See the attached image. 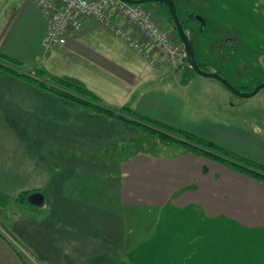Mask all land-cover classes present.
Instances as JSON below:
<instances>
[{"label":"crops","instance_id":"crops-1","mask_svg":"<svg viewBox=\"0 0 264 264\" xmlns=\"http://www.w3.org/2000/svg\"><path fill=\"white\" fill-rule=\"evenodd\" d=\"M174 2L178 16L184 17L181 18L184 21L189 20L190 24L195 18L205 21L202 16L198 17L200 14L195 9L206 4L208 10V5L212 3L209 0ZM2 3L6 7L1 6ZM151 3H154V7L148 10L152 14L159 13L165 26L170 25L167 29H175L169 20L167 8L162 3ZM190 15H193L192 18H189ZM5 17L8 19L4 28L0 22V55L26 62L31 67L38 65L36 70L31 69L32 72L19 70L22 73L37 74L43 82L47 78L42 76L48 74L53 83L54 78H61L81 85L112 111L129 108L138 116L187 131L234 153L237 151L231 150L228 143L235 135L240 138L252 135L259 142L257 134L249 133L246 127L242 129V134H236L228 132L224 123L202 117L201 110L210 105L202 102L205 92L211 88L219 89L218 83L212 80L214 78L200 75L188 65L176 67L167 61L153 65L93 18L85 19L79 30H71L64 46L51 49L43 46L46 20L30 0H0V21ZM127 28L133 35L137 34L135 29ZM203 28H197L201 31H197L198 36L193 42L195 58L200 63L198 56L203 58L204 52L203 42L200 41ZM222 40L216 41V47L221 46ZM223 49L225 47L219 50L223 52ZM50 50L53 53L48 52ZM0 61L8 64L5 60ZM46 61L47 70L41 68ZM46 83L53 84L51 81ZM54 88L64 91L56 84ZM206 96V100L210 101L211 96ZM228 100L229 97L222 93L219 103ZM125 117L132 119L128 115ZM128 131L130 125L116 116L86 107L0 68V197L9 196L16 201L21 194L41 191V181H50L58 172H64L63 180H67V171L72 170L74 161L68 149H98L108 141L124 142L128 140L125 137ZM29 138L42 140V143H27ZM170 153L159 149L158 155L149 154L144 150L137 151L134 144L133 149L123 155V164L117 169L118 183L112 189L118 196L120 206L147 215L148 212L156 213L155 234L159 233V229L164 230L162 224L165 218H173L178 212H186L193 219L182 232L183 235L162 236L155 240V244L148 238V264L163 260H174L175 264H214V253L220 250L215 245L227 243L225 237L217 238L215 235L222 225L226 234V229L235 227L239 228L236 232L261 231L264 234V181L182 150L171 156ZM25 180L40 181L28 187ZM61 190L52 191L51 194L55 195ZM187 228L193 229L189 235H186ZM151 230L148 229V236ZM128 231L127 234L130 233ZM17 232L22 247L29 246L31 252L32 249L33 253L38 252L34 254L46 261L45 264H59L54 259L67 256L70 261L97 257L109 260L122 258L123 249L117 244L112 248V240L105 254L103 251L98 255L85 251L73 252L72 248L65 247L59 253L51 254L55 250L52 249L49 255H42L45 248L42 250L35 240L24 237L23 231L20 234ZM68 240L65 241L67 245ZM70 242L75 243L76 240ZM90 242L87 237L83 247L88 248ZM175 243H178L176 247ZM48 244L56 243L50 240ZM16 248V253L12 254L16 255L14 259L3 254L0 259H10L9 264H21L24 254L18 253L20 247ZM127 254L132 258L147 257L138 256L136 249L130 248ZM217 258L220 264H224L226 259L233 260L227 256L224 259L217 255Z\"/></svg>","mask_w":264,"mask_h":264},{"label":"rangeland","instance_id":"rangeland-1","mask_svg":"<svg viewBox=\"0 0 264 264\" xmlns=\"http://www.w3.org/2000/svg\"><path fill=\"white\" fill-rule=\"evenodd\" d=\"M209 1L212 3L208 5L210 6L208 10L206 4L201 5L199 9H195L198 12L197 14H200L198 17L202 16L205 21L196 18L191 21V24L189 20L187 21L192 31L204 27L203 33L200 35V41L203 42L204 47L203 58L199 56L198 58L205 64L202 65L205 70L214 68L216 72L241 92L249 93L258 84L264 82V0ZM1 6H4V3ZM143 6L147 10H152L154 3L144 4ZM150 13L152 12L150 11ZM152 15L168 34L180 42L179 37H176V30L167 29L170 25L165 26L164 19L159 13L153 12ZM181 18L184 19L182 16ZM7 19L8 17H5V20L0 21L3 28ZM171 24L174 26L172 21ZM225 37L226 40L229 37L234 40L233 42H227L225 50L221 52L219 47H216V41ZM235 41L237 49L234 45ZM232 46L235 47L234 52ZM52 51L48 52L53 53ZM47 57L48 55L45 56L46 60ZM4 59L0 56V60L3 61ZM5 62L17 70L28 72L36 70V66H38L31 67L26 62L12 63L8 60H5ZM41 68L48 69L47 61L42 64ZM42 77L47 78H45L46 82L51 81L53 83L48 74ZM212 80L218 83L221 90L211 88L210 91L205 92V99L202 97V102L205 101L210 105L207 109L201 110L202 117L214 118L215 122L224 123L228 132L242 134V129L246 127L249 133H256L259 142L252 135H249L248 138H240L235 135L232 141L228 143L229 148L235 150V152L237 151L241 156L264 164V88L253 96L240 97L223 87L218 80ZM55 84L58 85L55 82L49 86L54 87ZM222 93H225L229 100L220 104L219 100ZM206 95L211 96L210 101L206 100ZM231 105L236 106L231 107ZM221 106L225 107L222 108ZM136 129L135 126L130 125V131L127 132L129 136L128 134L125 136L128 140L125 139L124 142L108 141L104 145H100L102 147L98 149H68L69 156H72L73 158H71L74 160L71 165L72 170L67 171L68 179L63 180L65 177L64 172L61 174L58 172L50 181H41L40 192L45 195V203L41 207L28 204L29 194L26 197L25 194H21L16 201L12 197L2 195L3 197H0V256L2 254L8 255L9 258L14 259L16 255L12 254L16 253V247H20L18 253L24 254V260L21 264L47 263L39 257L38 252H34L38 253L37 255L33 253V249L31 252L29 246L22 247L20 244L22 240L16 234L18 230L19 234L23 231L24 237L35 240L42 250L43 248L46 249L44 253L41 252L42 255L50 253L52 249L55 250L51 254L59 253L65 247L72 248L73 252L85 251L98 255L103 251L105 254L109 251L110 240H112L111 245L114 246L112 248H115L117 244L121 250L123 249L122 258L115 260L97 257L88 260L70 261L69 256H67L54 259L59 264L72 262L74 264H148V238L153 243L162 236L174 235L176 237L179 234L183 235L182 232L193 220L188 217V213L178 212L173 215V218H165L162 224L164 230L159 229V233L155 234L154 229L157 226L154 225L156 213L148 212L147 215L135 209L120 206L118 196L112 190L118 183L119 173L117 169L123 164V155L128 154V151L133 149L134 144L137 151L144 150L153 154H157L160 149V151H171V156L174 152L181 150L174 144H166L156 137H149L142 130L138 131ZM26 141L30 144L42 143V140L31 138ZM215 163L222 165L218 162ZM39 181L25 180V183L29 187ZM57 189L62 190L56 192L55 195L51 194L52 191ZM33 192L35 191L32 190L31 193ZM219 226L220 224H218ZM128 229L130 231L129 235L126 232ZM148 229H152L150 236H148ZM238 229V227H235V229L228 228L226 234L225 227L222 225L216 232V237H225L227 243L215 245L220 250L214 253L216 258L214 264H220L217 255L224 259H226V256L233 259H226L224 264H264L263 232H236ZM191 230L193 229H188L186 235L191 234ZM87 237L91 240L88 248L87 246L83 247ZM53 238L56 240L54 241ZM72 239L76 242L71 243ZM50 240L56 244H48ZM66 240L69 241L68 245L65 243ZM177 245L178 243H175L174 247ZM128 248L136 249L138 256L147 255V257L144 259L132 258L127 254ZM25 252L30 253L26 254ZM0 260V264H9L10 259L8 261ZM175 262L174 260H163L154 264H175Z\"/></svg>","mask_w":264,"mask_h":264},{"label":"built area","instance_id":"built-area-1","mask_svg":"<svg viewBox=\"0 0 264 264\" xmlns=\"http://www.w3.org/2000/svg\"><path fill=\"white\" fill-rule=\"evenodd\" d=\"M44 16L46 48L67 43L71 30H79L85 19L93 18L124 40L136 53L153 65L162 61L176 67L190 66L181 42L168 34L142 4L122 0H30ZM127 27L137 31L133 35Z\"/></svg>","mask_w":264,"mask_h":264},{"label":"trees","instance_id":"trees-1","mask_svg":"<svg viewBox=\"0 0 264 264\" xmlns=\"http://www.w3.org/2000/svg\"><path fill=\"white\" fill-rule=\"evenodd\" d=\"M192 16L193 15H190L189 18H192ZM169 18L170 21H172L170 14H169ZM180 21L183 23L184 28L188 32L190 31L189 36L194 42L195 38L197 37V31H201V30L192 31L189 28V24H187L188 20L184 21L180 18ZM0 56L3 57L2 55ZM4 58H5L4 60L6 61L8 60L9 62L12 63L19 62L9 57L8 58L4 57ZM198 63L200 64V66L204 65L200 62ZM0 68L3 71L20 76L26 81L36 84L45 90L53 91V92L55 91L57 93H60L62 96L66 98L76 100L82 103L83 105H85L86 107L95 109L100 112H104L108 116H116L117 118H120L129 125L135 126L137 128L136 130L138 131L142 130L143 132L148 134L149 137L154 136V138L156 137L157 139L165 142L166 144L176 145L178 148L182 150V152L192 153L197 156H201L213 160L228 167L233 171L245 174L249 177H252L260 181H264V165L257 163L249 158L243 157L237 153L229 151L212 141L205 140L187 131L175 129L165 124L147 119L142 116H138L129 108L120 109L118 111H112L107 107H105L104 105H102V103H100L99 98L96 97L92 92L85 89L81 85H74L73 83H69L64 79L54 78L55 82L62 87V90L67 92L61 91L59 89L57 90L54 87L49 86L47 83L41 81L38 78L39 75L37 74L33 76L28 73H22L19 70H17L15 67L13 68L10 64L6 65L1 63L0 61ZM115 112H119L122 115H116ZM127 115L130 116L132 119L125 117ZM149 154H153V153L149 152ZM27 195L28 193L26 192L25 197Z\"/></svg>","mask_w":264,"mask_h":264},{"label":"water","instance_id":"water-1","mask_svg":"<svg viewBox=\"0 0 264 264\" xmlns=\"http://www.w3.org/2000/svg\"><path fill=\"white\" fill-rule=\"evenodd\" d=\"M122 1L127 4H142V5L151 2L162 3L168 9L171 15L172 22L178 34V37L187 52L188 62L190 64V67L196 73L218 80L226 89H228L229 91L240 97L253 96L257 92H259L262 88H264V82H263L258 84L255 87V89H253L251 92L243 93L238 88L233 86L226 78H224L222 75L216 72L214 68H208L206 70L203 69L195 58L193 41L189 36V32L184 28L183 23L180 21V18L177 13L176 3L174 2V0H122ZM27 202L31 206L41 207L45 203V195L40 191H35L28 195Z\"/></svg>","mask_w":264,"mask_h":264},{"label":"flooded vegetation","instance_id":"flooded-vegetation-1","mask_svg":"<svg viewBox=\"0 0 264 264\" xmlns=\"http://www.w3.org/2000/svg\"><path fill=\"white\" fill-rule=\"evenodd\" d=\"M233 40H234V39L231 38V37H229V39L226 40V37H225V38L221 41V46L219 47V49L222 48V47L224 48L228 41H232V42H233ZM236 41H237V40H236ZM236 41L234 42V45H235ZM236 44H237V43H236ZM235 47H236V49H237V46H236V45H235ZM235 47L232 46V50H233V52H234ZM223 50H224V49H223Z\"/></svg>","mask_w":264,"mask_h":264}]
</instances>
